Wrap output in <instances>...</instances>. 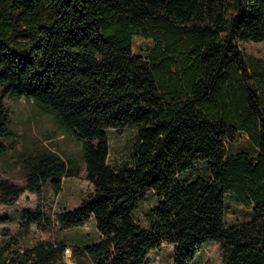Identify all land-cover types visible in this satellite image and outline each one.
<instances>
[{
  "label": "trees",
  "instance_id": "obj_1",
  "mask_svg": "<svg viewBox=\"0 0 264 264\" xmlns=\"http://www.w3.org/2000/svg\"><path fill=\"white\" fill-rule=\"evenodd\" d=\"M134 36L152 44L133 52ZM243 41H264V0H0V207L27 191L42 229L92 217L98 238L70 248L77 264H146L167 244L173 264H191L207 242L220 264H264V58L246 57ZM21 96L80 140L78 157L41 144L8 160ZM129 128L127 163H109L107 129ZM239 135L248 144L230 151ZM13 163L22 184L7 173ZM64 177L90 187L53 217ZM147 191L142 225L134 211ZM229 195L249 218L227 226ZM18 243H0V264H53L66 249L18 253Z\"/></svg>",
  "mask_w": 264,
  "mask_h": 264
},
{
  "label": "rangeland",
  "instance_id": "obj_2",
  "mask_svg": "<svg viewBox=\"0 0 264 264\" xmlns=\"http://www.w3.org/2000/svg\"><path fill=\"white\" fill-rule=\"evenodd\" d=\"M152 44L150 39L142 36H134L132 41L133 52L143 53L144 50ZM240 47L246 57L264 58V41H243ZM15 116L13 129L21 135V142L16 150L9 154L8 160L15 161L24 148H34L41 144H49L56 147L64 155L71 154L78 157L81 142L74 135L66 133L58 127L51 113L43 105L32 101L26 96L18 99H12ZM109 140L108 162L111 164L123 165L128 161V151L136 140L137 132L135 129H123L118 132L115 129H107ZM52 140H48L49 138ZM248 144V139L244 135H239L230 141L228 148L235 151L239 146ZM7 160V161H8ZM15 163L8 170V175L13 177V182L22 184L20 172L16 170ZM198 163L193 171L187 172L190 178L200 169ZM0 177L4 175L0 172ZM90 183L83 178L64 177L61 191L54 197L50 208L51 215L54 217L59 211L75 207ZM36 195L30 192H24L19 198L17 204L13 206L0 207V243H4L11 235L18 238L19 243L12 248L18 253H22L25 247H31L37 243L63 241L66 245L63 258L53 264H77L72 258L71 247L85 245L94 242L98 238V231L92 219L88 220L82 226L60 229L57 223H52L46 229L36 225L33 211L36 206ZM154 197L151 191H147L140 199L137 208L134 211L135 219L142 225H148L150 220L147 211L152 207ZM249 215L242 209V205L229 195L227 196V210L225 213L226 225L246 220ZM4 232L8 234H4ZM146 264H173V252L171 245H163L159 249L149 253ZM191 264H220V247L217 242H207L200 249L198 255Z\"/></svg>",
  "mask_w": 264,
  "mask_h": 264
},
{
  "label": "crops",
  "instance_id": "obj_3",
  "mask_svg": "<svg viewBox=\"0 0 264 264\" xmlns=\"http://www.w3.org/2000/svg\"><path fill=\"white\" fill-rule=\"evenodd\" d=\"M90 219H92V217H91V218H89V220H90ZM92 220H93V219H92ZM98 234H99V233H98Z\"/></svg>",
  "mask_w": 264,
  "mask_h": 264
}]
</instances>
